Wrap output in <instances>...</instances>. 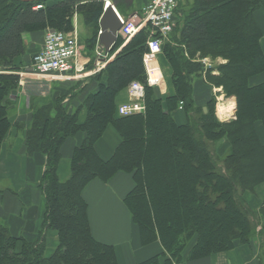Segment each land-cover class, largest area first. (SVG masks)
<instances>
[{"label": "trees", "instance_id": "1", "mask_svg": "<svg viewBox=\"0 0 264 264\" xmlns=\"http://www.w3.org/2000/svg\"><path fill=\"white\" fill-rule=\"evenodd\" d=\"M52 1L0 0V148L10 128L6 96L25 65L22 36L46 29L68 33L74 15L97 24L103 12L104 0ZM37 4L42 9L35 11ZM261 8L264 0H192L161 50L171 68L172 95L155 98L146 85V26L127 42L117 39L108 53L112 60L92 77L95 91L73 112L62 99L35 108L24 147L28 157H45L38 185L43 220L31 241L13 236L0 222V264H117L114 248L91 235L82 192L93 180L106 184L118 173L131 176L133 186L123 202L141 244L159 242L176 262L228 252L249 244L255 234L264 235V203L258 209L249 203L264 184V143L257 133L259 127L264 133V55L253 17ZM205 58L222 63L204 70L200 61ZM200 77L209 90L235 98L232 121H218L217 94L196 104L193 80ZM133 81L144 85V112L120 117L115 99ZM180 104L187 119L181 126L172 117ZM108 127L120 143L103 160L95 145ZM77 134L83 138L62 182L60 148ZM223 140L227 148L220 155L217 145ZM48 231L56 233V246L46 254L43 233ZM157 259L142 264H157Z\"/></svg>", "mask_w": 264, "mask_h": 264}, {"label": "crops", "instance_id": "2", "mask_svg": "<svg viewBox=\"0 0 264 264\" xmlns=\"http://www.w3.org/2000/svg\"><path fill=\"white\" fill-rule=\"evenodd\" d=\"M107 1L111 2V0L103 1V9ZM130 2V6L127 5L124 9L120 6L121 12L117 11L118 6L115 8L124 18L140 15L149 0H131ZM112 3L116 4V2ZM181 8L179 5L176 8L175 23L181 20L180 17L183 15V8ZM253 17L261 32L259 44L264 55V10L262 8L258 9ZM74 19L76 20L73 23L75 27L79 22L82 23L85 35L81 37V40L79 39L80 50L75 59V63L83 68V72L79 77L75 79L32 77L28 74L29 69H27L24 72L16 73L19 78L18 84L6 96L7 118L10 128L0 148V180L3 183L10 184L11 188L5 187L4 191L0 189V222L8 227L13 236H23L29 241L34 240L39 233L44 215V200L38 185L45 169V157L39 155L28 157L24 147L25 131L30 126L33 110L62 99L63 107L71 113L87 94L95 91L97 86L92 80L96 73L92 72L95 69V49L99 48L98 36L100 29L98 22L97 24H85L80 17H74ZM94 36H96L94 46L91 47L92 42L90 41ZM22 38L26 46L24 56L26 59L23 58V62L27 64L26 66H30L33 55L42 46L43 36L42 33L39 34L40 42L37 46L39 48L30 58V41L26 35H23ZM112 58L113 56L108 57L101 70ZM218 62L222 63L221 60ZM162 65L167 64L160 53L155 55L153 63L149 65L151 71L153 68L158 69L156 77L159 78L160 82L152 87L155 98H163L173 93L169 75H163L162 73L160 76ZM126 88L116 97V107L128 102L129 97ZM204 89L209 94H217L223 100L225 99L220 90H209L203 77H200L193 80V99L196 104L199 102V98H202L198 91ZM222 102L224 103V101ZM226 103L230 108L234 107V112L231 110L226 111L225 114L228 113V119H226V116L223 117L225 114H220L218 111L217 119L222 123L234 119L235 98H228ZM224 105L227 104L224 103ZM225 109L227 110L226 107ZM172 117L179 126L187 122L183 110L177 109L172 113ZM83 118L84 110L81 111L79 120L82 121ZM257 133L260 141L264 143V133L260 127ZM82 138L81 134H77L67 139L60 148L61 160L57 175L62 182L69 176V165L73 149L81 143ZM119 143V135L112 127H108L102 138L96 143L95 151L101 159L108 160ZM226 148L227 145L224 140L217 145V151L220 155L224 154ZM132 186L130 175L118 173L106 184L99 180H93L82 192V198L87 204V218L91 235L95 241L114 248L117 264H142L153 258H158L157 264H264V251L262 249L264 237L258 234L253 236L249 244H237L228 252L213 254L193 261L183 258L181 262H176L171 259L157 241L145 246L142 245L138 229L123 202ZM249 199L250 206L253 209H258L264 203V184L257 186ZM252 202H254V205H252ZM29 223L31 226H29ZM43 235L45 245L50 248L56 239L55 232L48 231Z\"/></svg>", "mask_w": 264, "mask_h": 264}, {"label": "built area", "instance_id": "3", "mask_svg": "<svg viewBox=\"0 0 264 264\" xmlns=\"http://www.w3.org/2000/svg\"><path fill=\"white\" fill-rule=\"evenodd\" d=\"M177 0H149L140 15H134L128 19L120 17L119 35L124 41H129L141 29L148 26L150 34L146 42L147 52L143 57L146 70V84L150 87L157 85L160 80L151 74L149 65L153 63L156 54L160 53L162 42L171 34L174 28V13ZM42 5H36L32 9L40 10ZM80 50L79 36L76 28L63 33L55 30H47L43 37L40 50L33 56L28 74L32 77L75 79L83 72V68L75 63ZM95 69L97 73L108 60L98 48L95 51ZM204 67H210L208 59L201 60ZM127 94L129 101L117 108V114L121 117L132 116L144 112V85L133 81L128 85ZM181 108V104L179 105Z\"/></svg>", "mask_w": 264, "mask_h": 264}, {"label": "rangeland", "instance_id": "4", "mask_svg": "<svg viewBox=\"0 0 264 264\" xmlns=\"http://www.w3.org/2000/svg\"><path fill=\"white\" fill-rule=\"evenodd\" d=\"M105 1V0H104ZM131 0H112L110 3H112V2H116V4H115V8H116V6H118L117 7V11L118 12H121V10H120V6L122 7V9H124L127 5L128 6H130V2ZM181 1V2H180ZM189 0H177V7H178V5H179V7H182L183 8V11H185V10H187V5L189 4ZM52 3H54L52 0L51 1H48L47 3H46V5H52ZM113 4V3H112ZM181 8V9H182ZM185 8V9H184ZM119 9V10H118ZM74 17H76L75 15L73 16V19H72V25H73V23L76 21L75 19H74ZM78 17V16H77ZM80 17V16H79ZM78 17V18H79ZM181 18V17H180ZM180 18H178V19H180ZM179 22V21H178ZM174 24L175 25H177L178 23H175V21H174ZM77 27H76V31H77V34H78V36H79V39L81 40V37L83 36H85L84 35V32H83V25H82V23H78L77 25H76ZM47 30H53V29H46L45 31H43L42 32V36L46 33V31ZM39 34H41V33H28V34H25L26 35V37H28V39H29V41H30V43H29V45H30V56H29V58L31 57V55L32 54H34V53H36V51H37V49L39 48H37V46L39 45V43L38 42H40L39 41ZM173 38V33L172 34H170V35H168V37L162 42V45H161V50H162V46L165 44V43H167L168 41H170V39H172ZM33 47V49H31ZM160 55H162V53H161V51H160ZM162 57H163V60L166 62V64L167 65H162L161 67H162V70H160V72H161V74H160V76L162 75V73H163V75H165V74H167V76L169 75V77L171 76V68H170V66H169V64L167 63V61L165 60V58H164V56L162 55ZM26 59V57L24 58V60ZM220 59H218V60H216V61H211L212 62V66H214L215 64H217V63H219L218 61H219ZM221 63V62H220ZM27 64H25L24 66H23V69L24 70H22L23 72L24 71H26L27 69H29L30 68V66H26ZM145 68V67H144ZM202 89V88H201ZM217 90H220V93H221V95H223L222 94V91H221V89H217ZM198 93H199V95L202 97V98H199V102H201V100H203L204 98H207V96L209 95V93L204 89V90H201V91H198ZM223 97H224V95H223ZM225 98V97H224ZM228 99V98H227ZM226 98L223 100L222 99V97L220 98L218 95L216 96V117H217V113H218V111L220 112V114L222 113H224L225 114V112L226 111H229V110H231L232 112H234V107H231L230 108V106L228 105V103H226V100H227ZM219 101H221V102H219ZM222 101H224V103L225 104H227V105H224V103L222 102ZM222 107V109H223V107H224V109H225V107L227 108V110L225 109H223L222 110V112H221V108H218V107ZM235 107H236V104H235ZM227 115H228V113L227 114H225L223 117H225L226 119H228V117H227ZM5 187L7 188H11V185L10 184H7V183H3V181H1L0 180V189H1V191H4V189H5ZM152 200H154L153 201V203H155L156 202V200L155 199H152ZM250 200V199H249ZM253 204L252 205H254V202H252ZM29 226H31V224L29 223ZM40 233V232H39ZM52 233H53V231H52ZM55 235H56V233H55ZM263 237H264V235H262ZM252 240V239H251ZM44 245H45V243H44ZM56 246V239H55V241H54V244L50 247V248H47V246L45 245V247H46V254H48V253H51V250H53L54 249V247ZM263 251H264V240H263ZM263 257H264V255H263Z\"/></svg>", "mask_w": 264, "mask_h": 264}, {"label": "water", "instance_id": "5", "mask_svg": "<svg viewBox=\"0 0 264 264\" xmlns=\"http://www.w3.org/2000/svg\"><path fill=\"white\" fill-rule=\"evenodd\" d=\"M22 3H33L37 1L48 0H15ZM100 34L98 36V47L103 50L104 53H108L115 45L118 39V31L120 23L117 15L114 11L113 5H106L98 21ZM203 112L206 113V108H203Z\"/></svg>", "mask_w": 264, "mask_h": 264}, {"label": "bare ground", "instance_id": "6", "mask_svg": "<svg viewBox=\"0 0 264 264\" xmlns=\"http://www.w3.org/2000/svg\"><path fill=\"white\" fill-rule=\"evenodd\" d=\"M151 74L153 75V76H157L158 75V69L157 68H153V70L151 71ZM221 109V112H222V107H220Z\"/></svg>", "mask_w": 264, "mask_h": 264}]
</instances>
